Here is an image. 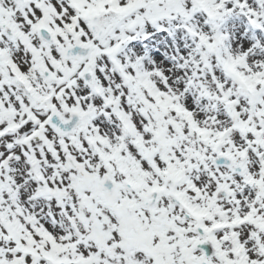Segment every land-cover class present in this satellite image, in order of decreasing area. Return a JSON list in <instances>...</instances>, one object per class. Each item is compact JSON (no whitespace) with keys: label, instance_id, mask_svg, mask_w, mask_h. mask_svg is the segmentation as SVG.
Instances as JSON below:
<instances>
[{"label":"snow or ice","instance_id":"1","mask_svg":"<svg viewBox=\"0 0 264 264\" xmlns=\"http://www.w3.org/2000/svg\"><path fill=\"white\" fill-rule=\"evenodd\" d=\"M0 264H264V0H0Z\"/></svg>","mask_w":264,"mask_h":264}]
</instances>
